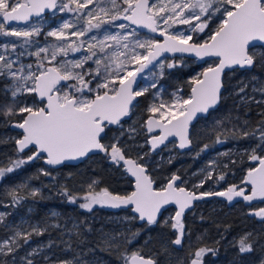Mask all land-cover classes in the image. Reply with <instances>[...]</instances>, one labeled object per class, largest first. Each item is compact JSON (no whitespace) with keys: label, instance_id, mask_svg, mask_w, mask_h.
<instances>
[{"label":"snow or ice","instance_id":"1","mask_svg":"<svg viewBox=\"0 0 264 264\" xmlns=\"http://www.w3.org/2000/svg\"><path fill=\"white\" fill-rule=\"evenodd\" d=\"M157 3L158 0H152L151 3L150 0H120V3H117V0H84L83 3L80 0H67V2L61 0L59 4L57 0H11V3L9 0H0V35L23 38L19 42H9L11 51L16 52L19 43V47L24 49L18 54L19 56L29 55L37 58L35 70H32V64L20 65L19 68L14 69L17 61L7 59L5 53L0 52V77L10 78L11 82L6 91L10 92L12 98L9 105L0 107V114L14 116L26 113L21 122L14 125L23 130L22 138L15 140L18 146L16 151L23 152L26 148L34 146L32 154L26 159L19 158L10 161V166L6 168L0 167V179L28 161L44 159L42 154H46L47 164L59 165L66 160L82 158L90 152L99 150L108 154L113 162L117 164L123 162L126 171L135 178V191L120 196L113 195L106 188L100 192L90 190L83 196L84 203L79 206L91 211L97 204L113 208L132 205L134 206L132 211L138 214L132 219L146 221L148 225H152L157 223L166 205L175 204L178 210L163 223L167 224L168 219L173 221L171 228L176 230L177 235L171 243L181 245L185 234L182 217L194 201L209 196L226 197L228 201H232L234 197H242L245 201H252L258 197L264 199V157L256 155L255 149L250 154V159L259 161V166L250 169L246 180L243 181L252 185L249 195H245L244 188H238L236 185L229 186L225 191L200 193L189 191L182 186L184 181L177 175H173L166 186L156 190L153 188V180L147 175L145 164L127 158L122 148L117 146L118 139L114 138L107 144L102 142L108 139L106 129L111 125H120L121 119L130 115L135 107L133 101L148 90V88L134 90L137 76L148 69L149 65L158 66L163 70L165 64L159 62L162 54L194 53L201 59L216 57L219 59L215 67L209 66L200 74L202 79L196 77L191 81L194 87L191 89L190 98L176 97L168 104L153 103L148 109L152 116L145 122L147 133L159 130L158 134L151 135L147 141L151 145V150L165 144L169 137H178V147L181 149L190 147L192 140L189 138V124L197 113H207L219 102L220 89L223 86L221 75L224 69L233 66L251 68L257 62L264 63V56L257 58L254 51L257 47L254 42H264V0H188V2L181 0L179 3H172L171 7L163 3L157 7ZM93 4L95 7L89 9V5ZM45 9L77 13L76 22H64L60 27L46 33V36L55 37L61 43L37 46L38 42L32 38L39 36L41 29L36 26L7 30V23L28 22L31 16H40ZM83 9L89 10L84 12ZM112 9L116 11L109 15ZM185 11H188L187 16ZM165 12L171 14L162 16L161 14ZM216 13L221 16L220 23L215 29L210 30L208 38L203 42L189 43L192 40L191 33L204 32L208 28V21ZM157 17H160L168 28L176 24L192 25L191 32L188 35L183 32L173 34L168 28L160 29ZM202 17L205 19L202 20ZM117 20L129 23L121 22L115 25L122 30L115 33L109 31V28L100 31L102 26H111ZM194 20L200 23L193 25ZM133 25L147 28L153 33L159 31L160 36L164 38L163 42L140 39L137 28L131 27ZM73 28L76 30L66 32ZM86 36L87 41L80 39ZM71 37H76V40H72ZM132 37L135 39H130ZM33 47L36 48L35 51L28 50ZM0 48L6 52L9 44L0 45ZM109 49L111 51H108ZM139 49L144 51L140 52ZM82 50L79 59H61L58 63H54L58 56L67 57L70 52L77 53ZM89 61L94 67L85 68V64ZM176 66L175 62L167 64L169 69ZM25 68L29 69L27 74ZM74 69L83 71L75 72ZM163 74L161 71L160 75ZM86 76L89 77L87 80ZM61 81H75V83L64 84L58 88L57 85H60ZM148 87L156 88L157 85L153 81ZM65 88L68 91H64ZM240 91L244 92V88ZM253 91L264 94V84L258 88L254 87ZM24 93H35L42 102L46 98L45 106L16 107L19 103L16 100L17 96ZM241 99L244 103L249 102L247 96ZM255 102L264 103V101ZM247 123L248 121H245V124ZM259 123L261 126L254 132L245 131L241 135L256 137L258 132L257 147L264 152V120ZM129 131L134 132L135 129ZM216 142H223L219 135ZM208 147L209 145L205 144L201 151ZM139 159H143V156ZM44 175L50 173L44 172ZM210 177L209 172L208 178ZM223 179L224 176L220 175L219 180ZM177 181H181L180 186L177 185ZM203 183L201 181L193 187H202ZM91 187L89 185L90 189ZM39 194L37 189H30L28 193L32 198ZM63 194L71 202H76V197L69 195L66 189ZM9 195L14 204H19L25 198L20 197L16 189H13ZM254 215L264 219V208H260ZM5 216L6 214L0 213V224L4 222ZM49 227L58 228L59 225H30L27 229L14 230L10 237L0 240V257L12 256L11 264H16L15 253L20 247L18 241L22 239L27 243L33 234L43 235ZM115 239V237L110 238L111 241ZM110 240L105 239L104 243L109 244ZM257 243L258 240L252 234H245L238 241L239 252L251 253ZM40 251L41 249H33L29 252L22 258L23 264H34L30 257L39 254ZM209 251L214 250L199 248L194 253L195 258L191 260V264H202L203 255ZM0 264H9V262L0 260ZM60 264H88V262L74 257L72 260L60 261ZM125 264H158V254L145 258L139 252H134L125 257ZM261 264H264V261H261Z\"/></svg>","mask_w":264,"mask_h":264},{"label":"trees","instance_id":"2","mask_svg":"<svg viewBox=\"0 0 264 264\" xmlns=\"http://www.w3.org/2000/svg\"><path fill=\"white\" fill-rule=\"evenodd\" d=\"M11 42H19V40H12ZM238 78L236 76L233 80ZM3 83L4 81L0 80V107L7 106L12 102L10 94L3 89ZM233 100L234 96L228 95L224 97L216 110L210 112L207 117L200 119L194 125V133L199 138L198 143L201 148L207 144L209 145L208 148L222 146L230 149L232 147L240 149L247 144L259 143L258 132L256 137L251 135L243 137L241 134L245 131L252 133L261 126L259 122L264 120V115H262L264 114V105L250 101L243 106L237 107L236 102L234 103ZM22 116L23 114L14 116L0 114V167L6 168L10 166V161L19 158L26 159L24 154L16 152L15 139L12 138L19 133L9 127V122ZM245 121H248V123L245 124ZM218 135L223 141L222 143L216 142ZM202 157L203 155L198 152H194L184 158L177 157L170 163L160 166L159 170H156L154 174L162 177V175L177 166L180 170L183 168H187L188 171L194 170L200 164ZM180 162L186 163L187 166L179 167ZM243 162L247 163L248 161L244 160ZM39 165V162L25 163L12 173L6 174L3 179H0V206L11 203L16 205L15 209L18 213L24 214L27 202H29L30 206L34 205L35 208L34 211L32 206L30 217L38 221L47 219L48 212L52 209L57 210L64 217L70 216L72 220L77 222L75 229L79 233V237H76V233L72 234L70 239L77 244L81 243V247H90V252L94 253L96 251L95 254L106 259L108 264L124 263L122 259L124 260L125 256L134 249V247H128V241L131 242L130 245L132 244V246L137 245L138 251L144 255L153 256L158 254V264H188L199 248L207 247L209 240L214 243L215 246L213 245V247L217 246L222 251L223 247H228V243L236 239L243 230L252 229L254 227L253 224H255V221H250V217L245 214L248 207L246 205L235 206L229 211L230 214L228 215L222 214L224 209L219 211L212 210V215L206 214V210L200 212V209L196 218L188 215L187 217L189 218L184 221L185 234L180 247H175L171 243L174 239L173 231L170 224L161 222L162 219L154 225L140 224L134 221L135 223H132L134 229L129 231L124 238L119 239L117 237L114 241L108 238L110 243H104L100 246V233L102 234V239L109 237L107 235V226L106 224L101 225L100 217L107 211L99 207H94L91 211L83 210L78 207L79 201L90 190L97 192L105 188L114 195H126L131 190V180L124 175V172L115 163L109 162L106 156H97V158L86 161L78 167H65L64 175H67V182L65 185L60 186L52 196H43L40 193L39 196L32 198L28 195L29 191L26 187L22 188L20 185H25L27 180L32 181L34 184L40 183L44 185L40 180H44L46 176L38 171ZM89 185L92 186L91 189ZM13 189H16L20 197H25L19 204H14L9 195ZM64 189L67 190L69 195L76 197L75 203L66 198L63 194ZM99 226L101 227L98 228ZM261 230L260 227L258 231L261 232ZM7 232L8 230L3 232L0 229V238L5 236ZM59 233L58 229L49 227L48 231L39 236L45 239L47 235H51L54 238ZM261 234L260 236H262ZM105 246L110 248L104 250ZM56 250L58 251V249ZM63 255L66 257L67 253ZM63 255L61 254L60 257H64ZM88 264H91V262L88 261Z\"/></svg>","mask_w":264,"mask_h":264},{"label":"rangeland","instance_id":"3","mask_svg":"<svg viewBox=\"0 0 264 264\" xmlns=\"http://www.w3.org/2000/svg\"><path fill=\"white\" fill-rule=\"evenodd\" d=\"M65 2H67V0H65ZM80 2L83 3L84 0H80ZM151 2L152 0H150V3ZM179 2H181V0H171V3H169V0H158L157 7L160 6V3L167 4L169 7H171L172 3H179ZM184 2H188V0H184ZM117 3H120V0H117ZM83 10L84 12L88 11V9H83ZM170 14L171 13L169 12H165L161 15L166 16ZM187 15H188V11H185V16ZM201 19L203 20L205 19V17H202ZM220 19H221V16L219 13L214 14L211 20L208 21V28H206L204 32H192L191 33L192 34L191 41L192 42H203L204 40H206L208 38V35L210 34V30L215 29L219 25ZM157 20H158V26L160 29L168 28L167 25L163 24L162 19L160 17H157ZM65 21L66 20H64V22ZM198 23H200V21H195V20L193 21V25L198 24ZM37 24L38 23L36 24L28 23V24L20 25L19 27L17 26L8 27L7 30H12L13 28L28 29L30 26H36ZM191 28H192V25L176 24L173 27L168 28V31L173 34H176L178 32H183L185 35H188L189 32H191ZM137 32L139 34V38L142 40L154 39L153 37L147 34H143L142 32L138 30ZM11 37L13 38V36L0 35V45L9 44V48L6 52L3 48H0V52H4L7 59L17 61L16 64L14 65V69L19 68L20 65L32 64L33 65L32 70H35V65L37 63L36 57L29 56V55L13 57L10 55L11 44L9 42L11 41H9V39ZM16 39L21 41L23 38H16ZM130 39H135V38L132 37ZM87 40L88 39L85 38V41ZM37 46H45V45L39 44ZM23 50L24 49L19 48V52ZM28 50L35 51L36 48L33 47ZM138 51L143 52L144 50L139 49ZM250 51H252V49H250ZM254 51L256 53L257 58L264 56V47L257 45ZM43 55L44 54L42 53V56ZM80 55H81V52H78V54L75 57L68 55L67 57H63V59L65 60L79 59L81 57ZM31 57H33L34 59H32ZM60 60L61 59L57 58V61L54 63H58ZM159 62H163L165 64V68L161 70L158 66H156L150 69L151 71H147L142 76L143 78L141 79L140 85L137 87V88H148V90L143 95L144 97L142 96L143 106H142V102L140 103V101H138V103H136L135 107L132 109L130 117L127 120L120 123V125L117 126L116 130L113 133H111V135H113V137H111L112 141L114 140V138L118 139L119 142L117 146L121 147L123 152L125 150H128L129 152L133 153L132 154L133 158L137 162L141 164H145V165L149 163L159 165L162 162H168L170 159L174 158L176 154L174 151H172L174 147V143L167 144L165 147H163L164 150H162L161 152H158L156 154H151L146 144L147 135L145 134V131H144V116L152 115L148 111V109L153 103L159 104L160 102H164L165 104H168L174 101L176 97H180L182 99L189 98V93L185 91V88H184V80H179L177 78V74L173 73V70L175 68H179L183 71H188V76H186L185 80L187 81V83L188 82L190 83L193 80V78L199 77V74L203 68L211 66L213 64V60H210V61H206L201 66L199 65L200 67L192 69V66L197 65V64L195 63L194 59H190L186 57H174L172 59L165 57L161 59ZM173 62H175L177 66L171 69L167 68V64L173 63ZM84 67L89 68V67H94V65L92 64L91 61H89L87 64H85ZM257 67L258 69L264 71V63L257 62L254 65V68H257ZM28 71L29 69L25 68V74H27ZM74 71L81 72L83 70L74 69ZM161 71H163L164 73L162 76L160 75ZM252 74H255L253 70L248 71V73L242 72L241 76L237 80L236 79L233 80V78H236V76L234 75L229 76L227 78V84L231 83L232 86H230V88L226 87L224 97L231 93L232 95H235L237 97L236 99L238 103H244L242 102V99H241L244 96H247L249 98V101L251 100L253 102L264 101V94H261L258 91H253L254 87L258 88L260 87L261 84H264V74L262 76L254 75L253 77H255V79H253V77L251 76ZM249 77L252 78L251 80L252 85L246 88L247 87L246 84L250 83ZM88 78L89 77L87 76L85 77L86 80ZM0 80L4 81L3 89L6 90L7 86L11 82L10 78L0 77ZM153 81H155L157 87L156 88L148 87V85L151 84V82ZM71 83H75V81H67L66 84H71ZM241 88H244V92L240 91ZM64 91H68V89L65 88ZM8 93L10 94V92ZM27 95H29V93H24V94L17 96L16 100L19 103H17L16 107L34 105V102L31 101V99L27 98ZM252 98H254V100ZM139 105L141 107H139ZM10 123L11 122H9V124ZM130 129H135V131L130 132L129 131ZM12 138L17 139L18 135H14ZM257 144H258L257 142L251 143L249 146L242 148V149L232 147L231 149L222 148V149H218L214 151H207L205 153L206 156L203 159L202 163L198 164L197 170L191 171V173H186V175H183V177L181 178V180L184 181L183 186L185 187L187 186L192 190V188H194L193 185H198L201 183V181H203L204 182L203 185L205 184V182H207L205 186L199 187V188H202L203 192L215 191L217 189H227L229 186H232V185H236L238 188H241V187L244 188L245 192L248 191L249 188L243 183L246 170L248 169L247 167L244 166L243 168H239L236 170L231 168L229 171H224L223 167L229 164L228 162L229 160L234 161V166H236L237 164H243L244 160L249 161V163L251 164L252 163L256 164V162L258 161H253L250 159V154L252 153L253 149H255L256 155L264 157V152L261 151L260 147H257ZM27 156H28L27 154L24 155V157H27ZM141 156H143V159H139V157ZM37 169L40 173H43V174L44 172L48 171L43 166H39ZM209 172L211 173L210 178H208ZM227 172H229V174H225ZM60 175L61 174H59L57 170L50 173V175H46V178L44 180H40V182L43 183L44 185L40 183L34 184L32 181L27 180L25 182V185H27L26 189L28 191L30 189H37L39 190V193L43 194V196L50 197V195L52 196V194H54L60 186H63V183H59L57 184V186H54L51 180V179L63 180L64 176H60ZM220 175L224 176V179H223L224 182L222 186L220 185L221 183L219 181ZM66 177L67 176H65V178ZM225 177H228V178H225ZM199 188H194L193 190H199ZM83 196L79 201V204H78L79 208H81L79 205L81 203H84ZM32 206L34 208V205ZM32 206H30V203L27 202V206L25 207L24 214L18 213V211L15 209L16 205H12L11 203H8V204L6 203L4 204V206H0V213L6 214L4 222L0 224V229L3 232L8 230L7 234L1 237L0 240H4L10 237L13 234L14 230L27 229L29 228L30 225L50 226L53 224H58L59 227L55 229H58L60 233L59 235H55L54 238L51 237V235H47L45 239L40 238L41 235L39 236V235L33 234L27 243H25L24 240L22 239L19 240L18 243L20 247L18 251L15 253L16 264H23L22 258L25 257L33 249H41L39 254L30 257L33 260L34 264H60V261L72 260L74 257H79L82 260H85L84 255L87 252V250L82 249L83 251L81 252V249L78 250L77 248L81 247L82 244L81 243L77 244L75 243V241L73 242L70 239V236L72 234L78 233L77 230L75 229L76 227H74V225L77 226V222L74 220L70 221L72 219L70 216L64 217L63 215H60L59 212L55 209H52L51 211L48 212L47 219H43L42 221L34 220L30 217ZM97 206H101V205L97 204V205H94L93 207H97ZM260 208H264V202H260V203L253 204L252 206L251 205L248 206L246 209V213H248L249 215L254 214ZM81 209L87 210L84 208H81ZM34 211H35V208H34ZM53 213H55L56 215H53ZM169 217H170V213H166L164 216V218L166 219ZM256 217L260 218L258 216ZM111 218L115 219V222H114L115 224L118 223L120 225L123 223V221H125L126 223L127 221L131 219L130 216H128L126 213H119V214H116L115 216L107 217L105 222L107 223L108 221L111 220ZM255 225L257 226L256 228L258 229H253L246 233H243L241 237H243L245 234H252V236L258 240V243L256 244L255 247H258V249H261V247H264V228L262 227L261 222H259V224L256 223ZM126 227H128V225ZM260 227L262 229L261 232L258 231L260 230ZM117 229L119 230L120 228L117 227ZM121 230H119L118 233H115L117 230L110 227L107 230L108 231L107 235L109 236L107 237V239L111 237L121 238L122 236L120 232ZM175 233L177 235L176 230H175ZM260 233H262L261 234L262 236H260ZM99 236H100L99 243L101 246V244H104L105 239H102L101 233ZM76 237H79V235L76 234ZM241 237H239V240ZM236 243L237 241L234 239L230 243H228V247H235ZM109 248L110 247L105 246L103 249L106 250ZM56 249H58V251ZM134 252H139L138 246L136 245L130 253H134ZM62 253H67V256L60 257ZM34 257L36 259L35 261H34ZM6 259L9 262V264H11L13 257L12 256H8L7 258L0 257V260H6ZM36 261L38 262L36 263ZM93 262H95V260ZM99 263L104 264L105 262L101 261ZM254 264H261V261H259L258 263H254Z\"/></svg>","mask_w":264,"mask_h":264},{"label":"flooded vegetation","instance_id":"4","mask_svg":"<svg viewBox=\"0 0 264 264\" xmlns=\"http://www.w3.org/2000/svg\"><path fill=\"white\" fill-rule=\"evenodd\" d=\"M57 2H58V4L61 2V0H57ZM63 2H65V0H63ZM9 3H11V0H9ZM71 7H76L75 5H70ZM102 6H108V5H102ZM124 7H126V5H123ZM95 7V4H93V5H89V9L90 8H94ZM108 7H110V6H108ZM88 9V10H89ZM84 11V10H83ZM116 11V9H112L110 12H109V15H112L114 12ZM86 12V11H85ZM76 17H77V13H75V12H73V13H69V12H67V11H65V12H60V11H58V10H51V11H49V12H47V13H44V14H42V15H40V16H38V17H36V18H32L31 20H29L28 22H26V23H24V24H36V23H38L37 25H36V27H38V26H40L39 28L41 29V31H40V35L39 36H35V37H33L32 39L34 40V41H37L38 42V45L39 44H44L45 46H50V45H52V44H58V43H61L60 41H57L56 40V38L55 37H48V36H46V33L48 32V31H50V30H54V29H56V28H58V27H60L62 24H63V22H64V20H66L65 22H76ZM121 22H123V23H125V24H128V23H126V22H124V21H120V20H117V21H114L113 22V24L111 25V26H109V25H104V26H102V29L100 30L101 32L103 31V28H109V31H111V32H113V33H115V32H118V31H122V30H120V29H118L117 27H115V25H117V24H119V23H121ZM24 24H12V25H7V28L8 27H13V26H17V27H19L20 25H24ZM76 29L75 28H73V29H69V30H66V32H71V31H75ZM145 34V33H144ZM89 35H91V33L89 34ZM16 38H18V37H14L13 36V38L11 37L10 39H9V41L11 40H13V41H16V40H18V39H16ZM85 38H87L88 39V37L86 36V37H82V38H80V39H83V40H85ZM72 40H76V37H72L71 38ZM8 41V40H7ZM20 41V40H19ZM17 45H19V44H17ZM19 46H17V49H16V52H10V55L11 56H13V57H16V56H19L18 54L20 53L19 52ZM108 51H111V49H109ZM82 53H83V51H81V55H82ZM78 54V52L77 53H69V55L70 56H73V57H75L76 55ZM80 55V56H81ZM178 57H184V56H178ZM32 59H34L33 57H31ZM58 58L59 59H63V57H60V56H58ZM174 58V57H173ZM186 58H189V57H186ZM170 59H172V58H170ZM190 59H194V58H190ZM195 60V59H194ZM211 60H213V64L211 65V66H213V65H215L216 64V61L214 60V59H211ZM208 61H210V60H208ZM206 62V61H205ZM204 62V63H205ZM195 63H196V61H195ZM204 63H202V64H198V63H196L197 65H193L192 66V69H194V68H198V67H200L201 65H203ZM200 65V66H199ZM47 66V65H46ZM209 67V66H208ZM205 68H207V67H205ZM205 68H203L202 70H201V72H200V74L202 73V71L205 69ZM251 70H253L254 72H255V74H252L251 76L253 77L254 75H257V76H262L263 74H264V71H262V70H260V69H258V67L257 68H254V66H252L251 68H244V69H241V68H234V69H231V70H229V71H226L225 73H224V75H223V86H222V91H221V94H220V101H219V104L214 108V109H211L208 113H207V115H203V116H199L198 117V119L191 125V129H190V131H189V138L192 140V145H191V147L189 148V149H187V150H184V151H179L178 150V148L176 147V142L174 141V140H172V141H169V142H167L166 144H164L162 147H160V148H158L157 150H155V151H153V152H151L150 151V148H149V146H148V144H147V147L149 148V152L151 153V154H156V153H158V152H161L162 150H164V148L163 147H165L167 144H169V143H174V147H173V149H172V151H174L176 154H175V157L174 158H172V159H170L168 162H162V163H160L159 165H155V164H152V163H149V164H147V165H145L146 166V168H147V175H149L150 177H151V179L153 180V182H154V188L155 189H160L161 187H163V186H165L167 183H168V181H169V179L173 176V175H178L179 177H183V175H186V173H191V171H195V170H197V168H195L194 170H191V171H188V169L187 168H183L182 170H180V169H178V166L176 167V168H174L173 170H171L170 172H168V173H166L165 175H162V177H159V175L158 174H154L155 173V171L156 170H159V167L160 166H163V165H165V164H167V163H170L171 161H173L175 158H177V157H186V156H188V155H190V154H192V153H194V152H198V153H201L202 155H203V157L201 158V162L200 163H202V161H203V159L205 158V153L207 152V151H214V150H218V149H222V148H226V147H222V146H219V147H214V148H207V149H205V150H203V151H201V149H203V148H201L200 146H199V143H198V141H199V138L198 137H196L195 136V133H194V130H195V128H194V125L200 120V119H203V118H205V117H207L209 114H210V112H212V111H214V110H216L219 106H220V103H221V101H222V99L224 98V94H225V91H226V87L227 88H230V86H232V84L231 83H229V84H227V78L229 77V76H232V75H235V76H237V77H240L241 76V73L242 72H247L248 73V71H251ZM173 73L174 74H177V78L179 79V80H184V88H185V91H187L188 93H189V97H190V88H191V86H192V83L190 82H188L187 83V81L185 80V78H186V76H188V71H183V70H181V69H179V68H175L174 70H173ZM199 74V78L201 77V75ZM249 81H250V83L249 84H246V88H248V87H250L252 84V82H251V80H252V78H250L249 77ZM67 82H64V83H60V85H57V87L59 88L60 86H63L64 84H66ZM95 83V81H93V84ZM140 85V84H139ZM237 85V84H236ZM228 95H231V96H234V103L236 104V106L238 107V106H243L245 103H238V101H237V97L235 96V95H232L231 93L230 94H228ZM228 95H226V96H228ZM225 96V97H226ZM27 98H29V99H31V101H33L34 102V105H33V107H43L44 106V103H45V101L43 100V102L41 101V100H39L38 98H37V96L35 95V93H29V95H27ZM138 101H140V103L142 102V96H140V97H137V99H136V101H135V103H134V105H136V103H138ZM252 101V100H251ZM250 102V101H249ZM253 102V101H252ZM248 103V102H247ZM253 103H256V102H253ZM261 104H263V103H261ZM264 105V104H263ZM142 106H143V102H142ZM139 107H141L140 105H139ZM137 110H138V108H137ZM135 112V111H134ZM25 114H23V116H24ZM130 115H131V113H130ZM130 115L128 116V118L130 117ZM23 116L20 118V119H17V120H14V121H21L22 120V118H23ZM148 116H152V115H148ZM148 116H144V131H145V134L147 135V138H146V141H148V138H149V135L147 134V132H146V130H145V122H146V119H147V117ZM127 118V119H128ZM127 119H124L123 121H125V120H127ZM123 121H121V123L123 122ZM12 122V121H11ZM9 126H10V124H9ZM117 126L118 125H112V126H109V129H106V131H107V135H108V139L107 140H105V141H102L103 143H109V142H112V138L111 137H113V135H111V133H113L115 130H116V128H117ZM194 133V134H193ZM19 136H20V134H18V138H19ZM17 138V139H18ZM16 140V139H15ZM15 140H14V145H15ZM250 144H247V145H245L244 147H242V148H245V147H247V146H249ZM242 148H240V149H242ZM15 149H16V147H15ZM239 149V148H238ZM17 152V151H16ZM17 153H19V152H17ZM31 153H32V148H30V149H28V150H26V151H24V152H22V153H19V154H24V155H31ZM124 154H125V156L126 157H130V158H132V159H134L133 158V153H131V152H129L128 150H125L124 151ZM97 156H106L107 158H108V161L109 162H113V161H111V159H110V157H109V155L108 154H106V153H101V152H99V153H95V154H92V155H89V156H87L85 159H83L81 162H79L78 164H74V165H71V164H63V165H61V166H59V167H57V168H50V167H48V166H46V165H44L42 162H41V159L40 158H37V159H34L33 161H28L27 163H37V162H39L40 163V165L39 166H43L44 168H46V170H48L47 172H49V173H52L53 171H58L59 172V174H61L60 176H64V179L63 180H55V179H51L52 180V183H53V185L54 186H57V184H59V183H63V185H65L66 184V182H67V180H66V178H65V176H67V175H64V171H65V167H67V166H76V167H78V166H80V165H83V163L84 162H86V161H89V160H91V159H94V158H97ZM27 158V157H26ZM135 160V159H134ZM229 162V164H227L226 166H224L223 167V170L224 171H229L231 168L232 169H239V168H243L244 166L245 167H247L248 169L247 170H249V169H251L252 167H254L258 162H256V164H254V163H249V161L247 162V163H244L243 162V164H237L236 166H234V161H228ZM113 163H115V162H113ZM139 163V162H138ZM116 164V166L119 168V169H121L123 172H124V175L125 176H127V174H126V171H125V167H124V165L122 164V162H120L119 164H117V163H115ZM37 165V164H36ZM184 165L185 166H187V164L185 163H179V167H184ZM246 170V171H247ZM244 172V171H243ZM225 174H229V172H227V173H225ZM246 174V173H245ZM46 176V175H45ZM128 177V176H127ZM129 178V177H128ZM158 178H160V179H158ZM225 178H228V177H225ZM130 180H131V178H129ZM220 181V185L222 186V184H223V182H224V180H219ZM131 182H132V187H131V190L126 194V195H129L132 191H133V186H134V181L133 180H131ZM188 184V183H187ZM207 184V182H205V184L203 185V186H205ZM177 185L178 186H180L181 185V181H178L177 182ZM183 186V185H182ZM183 187H185V186H183ZM187 190H189V191H196L197 193H199V192H203V190H202V188H199V190H193L194 188H192V190L189 188V187H185ZM219 190H222V189H217V190H215V191H219ZM97 192H100V191H97ZM114 195V194H113ZM121 196H124V195H121ZM260 202H264V201H258V202H254V203H247V202H245L243 199H239V200H237V201H235V202H233V203H229V202H227V201H225V200H222V199H219V198H211V199H207V200H201V201H196V202H194L193 203V206H192V208L190 209V210H188L187 212H185L184 213V215H183V217H182V222H183V224H184V221L185 220H187L189 217H187L188 215H191V216H193L194 218H196V216L198 215L197 213H198V211L200 210L201 212H202V210H206V214H209V215H212L213 214V211H219V210H222V209H224V212L222 213V214H224V215H228V214H230V210L231 209H233V208H235V206H237V205H240V206H242V205H246V206H252L253 204H256V203H260ZM97 207H99V208H102L103 210H105V211H107L106 213H104V215H102V214H100V215H102V216H100L101 217V225H105L106 224V226H107V229H109L110 227H112L113 229H115V230H117L115 233H118L119 232V230H121V229H123V230H121L120 232H121V238L119 237V239H122V237L124 238V236L129 232V231H131L132 229H134V226L132 225V223H135V222H137V223H146V221H140L139 219H132V217H134L135 215L131 212V208L128 206V207H126V208H123V209H116V210H108V209H105L103 206H97ZM94 208V207H93ZM121 210V211H120ZM213 210V211H212ZM175 211H176V209L174 208V207H172V206H169V207H167L166 208V210H163V212H162V214L158 217V220H157V222L160 220V219H162L161 220V222L163 223V221L166 219V218H164V216H165V214L166 213H170V217H172V216H174V214H175ZM119 213H126L128 216H130V220L129 221H127L126 223H125V221H123V223L120 225V224H118V223H114L115 222V219H112L111 218V220L110 221H108L107 223L105 222V220H106V218L107 217H109V216H115L116 214H119ZM60 215H61V213H59ZM246 214V216H249L250 217V221H255V224L256 223H258L259 224V222H261V225H262V227L264 228V219H261V218H257L256 217V215H254V214H251V215H249L248 213H245ZM67 217H69V216H67ZM98 218V217H97ZM72 220V219H71ZM135 221V222H134ZM257 221H259V222H257ZM171 223H173V221L171 220V219H168V224H170V227H171ZM147 224V223H146ZM255 224H253V228L252 229H249V230H243V232L235 239L236 241H237V243H236V245H235V247H223V249H222V251L220 250V248L219 247H213V245H214V243H212L211 242V240H209V243L207 244V247H205V248H209V249H213L214 251H209V252H206L204 255H203V257H202V259H203V264H254V263H258L259 261H264V247H261V249H258V247H254V251L253 252H251V253H240L239 252V249H238V241H239V237H241V235H243V233H246V232H248V231H250V230H253V229H258V228H256L257 226L255 225ZM128 225V227H126ZM152 225H154V224H152ZM101 226H99L98 228H100ZM117 227L118 228H120L119 230L117 229ZM185 229V228H184ZM244 229V228H243ZM171 230L173 231V234H174V239H175V237H176V233H175V230L174 229H172L171 228ZM126 238V237H125ZM173 239V240H174ZM182 240H183V238H182ZM130 241H128L127 242V244H128V247H135V246H132V244L130 245ZM137 246V245H136ZM139 246H141V245H139ZM173 246H181V245H174L173 244ZM215 246V245H214ZM83 249V250H87V252L85 253V260L88 262V261H90L91 262V264H100L99 262H101V261H104L105 263L104 264H108V262H107V260L106 259H101V258H99L95 253H96V251L95 250H92V251H95L94 253L93 252H90V247L88 248V247H78L77 249L79 250V249ZM81 249V252L83 251ZM90 249V250H89ZM141 255H143V256H152V255H144L142 252H139ZM63 254H65V253H62V255ZM132 253H128V255L127 256H129V255H131ZM64 256V255H63ZM127 256H125V257H127ZM65 257V256H64ZM192 258H194V256L192 257ZM191 258V259H192ZM190 259V260H191ZM95 260V262H93ZM190 260H189V263H190ZM122 261L124 262L123 264H125V259L123 260L122 259ZM188 263V264H189Z\"/></svg>","mask_w":264,"mask_h":264},{"label":"water","instance_id":"5","mask_svg":"<svg viewBox=\"0 0 264 264\" xmlns=\"http://www.w3.org/2000/svg\"><path fill=\"white\" fill-rule=\"evenodd\" d=\"M49 11H51L50 9H45L44 10V12L43 13H41V15L42 14H44V13H47V12H49ZM36 17H38V16H35V15H33V16H31L30 17V19L29 20H31L32 18H36ZM124 22H126V23H129L128 21H124ZM24 23H26V22H24V21H20V22H10V23H7V25H12V24H24ZM131 27H133V28H137V30H139V31H141V32H143V33H145V34H147V35H149V36H151V37H153L154 38V40H159L161 43L163 42V37H161L160 36V34H159V31H157V32H155V33H153V32H151L149 29H147V28H143V27H137V26H135V25H133V26H131ZM189 43H195V42H192V41H189ZM256 45H259V46H262V47H264V42H254ZM251 49V48H250ZM178 56H184V57H189V58H194L195 59V61H196V63H198V64H202V63H204L205 61H208V60H211V59H214L216 62L218 61V59L219 58H216V57H204L203 59H201V58H199V57H196L195 56V54L194 53H164V54H162V56L159 58V61L161 60V59H163V58H165V57H167V58H173V57H178ZM154 63H157V62H154ZM216 66V64L215 65H213L212 67H215ZM154 66L153 65H149V68L148 69H145L144 70V72L143 73H141V74H139L138 76H137V83H136V85H134V90L139 86V84H140V82H141V79H142V76L147 72V71H149L150 69H152ZM208 68V67H207ZM207 68H205L202 72H204ZM234 68H241V69H244V68H249V67H240V66H233V67H231V68H225L224 69V72L222 73V75H221V81H222V85H223V75H224V73L226 72V71H229V70H231V69H234ZM201 79L203 78L202 76L200 77ZM65 81H61V83H64ZM192 87H194V85L192 84V86H191V88H190V97H191V89H192ZM221 91H222V88L220 89V94H221ZM36 96H37V98L39 99V100H41L39 97H38V95L37 94H35ZM189 97V98H190ZM137 99V98H136ZM44 101H45V103H44V106H45V104H46V98H44ZM135 101L136 100H134L133 101V105H134V103H135ZM220 101V100H219ZM219 104V102L213 107V108H210L209 109V111L211 110V109H214L217 105ZM43 106V107H44ZM208 111V112H209ZM207 112V113H208ZM207 113H197L196 114V116L192 119V121L190 122V124H189V131H190V129H191V125L198 119V117L199 116H203V115H207ZM27 114L25 113V115L24 116H26ZM150 116H148L147 117V119L149 118ZM128 117H124V118H122L121 119V121H123L124 119H127ZM146 119V120H147ZM18 122H21V121H12L11 123H10V128L11 129H13V130H15V131H17L19 134H20V136H19V138L18 139H20V138H22V132H23V130L22 129H19V128H17V127H15L14 125L16 124V123H18ZM112 126V125H111ZM114 126V125H113ZM145 130H146V126H145ZM147 132V131H146ZM159 133V130H156V132H154V133H147L148 135H149V137L151 136V135H156V134H158ZM149 139V138H148ZM172 140H174L175 142H176V147L178 148V150L179 151H184V150H187V149H189L190 147H186V148H184V149H181V148H179L178 147V143H179V138L178 137H169L168 138V141H166L165 142V144L167 143V142H169V141H172ZM147 144H148V146H149V148H150V151L151 152H153V151H155V150H157L158 148H160V147H162L163 145H160L159 147H157L155 150H151V145H150V143H148L147 142ZM15 147H16V149H17V145H16V143H15ZM34 146H30L29 148H26L24 151H26V150H28V149H30V148H33ZM23 151V152H24ZM100 151L99 150H96V151H93V152H90L87 156H89V155H92V154H95V153H99ZM19 153H22V152H19ZM102 154H103V152H101ZM32 154V153H31ZM45 158L44 159H41V162L44 164V165H46V166H48V167H50V168H57V167H59V166H61V165H63V164H71V165H74V164H78L79 162H81L83 159H85L87 156H85V157H82V158H78V159H75V160H66V161H64L62 164H59V165H49V164H47L46 163V154H42ZM127 158H130V157H127ZM130 159H132V158H130ZM134 160V159H133ZM31 161H33V160H31ZM122 162V161H121ZM138 163V162H137ZM122 164H123V162H122ZM124 165V164H123ZM259 166V161H258V163L254 166V167H252V168H255V167H258ZM124 167H125V171H126V166L124 165ZM251 168V169H252ZM250 170V169H249ZM249 170H247L246 171V174H245V177H244V181L246 180V177H247V173H248V171ZM126 174H127V176L129 177V178H131V180H133L134 181V186H133V191H135V178L134 177H132L131 176V174L130 173H128L127 171H126ZM178 176V175H177ZM178 182V181H177ZM176 182V183H177ZM249 189H248V191H246L245 192V195H249L250 193H251V189H252V185H250V184H247V183H244ZM166 186V185H165ZM153 188H154V182H153ZM155 189V188H154ZM156 190H158V189H156ZM226 189H222V190H219V191H225ZM132 191V192H133ZM200 193V192H199ZM131 194V193H130ZM219 198V199H222V200H225V201H227V202H229V203H233V202H235V201H237V200H239V199H243L242 197H234L233 198V200L232 201H228L227 199H226V197H219V196H209V197H205V198H203V199H201V200H207V199H211V198ZM201 200H197V201H201ZM244 200V199H243ZM245 201V200H244ZM258 201H264V199H261V198H256V199H254V200H252V201H245V202H247V203H254V202H258ZM194 202H196V201H194ZM193 202V203H194ZM130 208H131V212L135 215V216H138V214L137 213H135L134 211H132V209H133V207L134 206H132V205H128ZM128 206H121V207H119V208H113V207H110V206H107V205H105V206H103L105 209H108V210H116V209H123V208H126V207H128ZM169 206H172V207H174L176 210H178V206L177 205H175V204H170V205H166L165 206V209L167 208V207H169ZM192 206H193V204H192ZM192 206L190 207V208H188V209H186L185 210V212H187L188 210H190L191 208H192ZM165 209H162V212H163V210H165ZM162 214V213H161ZM141 221V220H140ZM141 255V254H140ZM148 256H145V258H147ZM195 258V257H194ZM194 258H192V259H194ZM191 259V260H192ZM191 260H190V263L189 264H191ZM202 264H203V259H202Z\"/></svg>","mask_w":264,"mask_h":264}]
</instances>
